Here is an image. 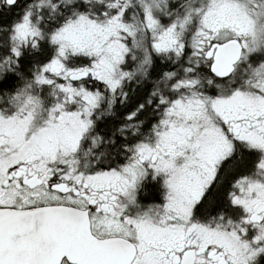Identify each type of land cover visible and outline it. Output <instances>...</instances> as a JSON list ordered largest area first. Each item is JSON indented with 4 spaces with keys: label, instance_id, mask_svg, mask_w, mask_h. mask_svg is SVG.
<instances>
[{
    "label": "snow or ice",
    "instance_id": "1",
    "mask_svg": "<svg viewBox=\"0 0 264 264\" xmlns=\"http://www.w3.org/2000/svg\"><path fill=\"white\" fill-rule=\"evenodd\" d=\"M0 264H264V0H0Z\"/></svg>",
    "mask_w": 264,
    "mask_h": 264
}]
</instances>
